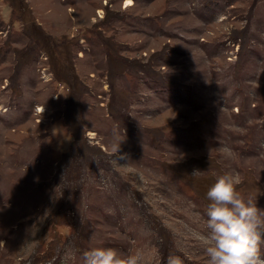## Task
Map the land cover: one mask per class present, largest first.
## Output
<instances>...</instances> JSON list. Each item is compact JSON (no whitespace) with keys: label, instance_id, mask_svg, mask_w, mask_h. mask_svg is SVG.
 I'll use <instances>...</instances> for the list:
<instances>
[{"label":"rangeland","instance_id":"rangeland-1","mask_svg":"<svg viewBox=\"0 0 264 264\" xmlns=\"http://www.w3.org/2000/svg\"><path fill=\"white\" fill-rule=\"evenodd\" d=\"M227 173L264 208V0H0V264H207Z\"/></svg>","mask_w":264,"mask_h":264},{"label":"clouds","instance_id":"clouds-1","mask_svg":"<svg viewBox=\"0 0 264 264\" xmlns=\"http://www.w3.org/2000/svg\"><path fill=\"white\" fill-rule=\"evenodd\" d=\"M206 196V231L198 239L207 264H264V208L241 194L233 173L221 175ZM83 264H144V259L140 252L95 247L83 253ZM168 264L183 262L170 255Z\"/></svg>","mask_w":264,"mask_h":264},{"label":"bare ground","instance_id":"bare-ground-1","mask_svg":"<svg viewBox=\"0 0 264 264\" xmlns=\"http://www.w3.org/2000/svg\"><path fill=\"white\" fill-rule=\"evenodd\" d=\"M129 5H130V3H129ZM43 111V110H42ZM41 112V111H40Z\"/></svg>","mask_w":264,"mask_h":264}]
</instances>
